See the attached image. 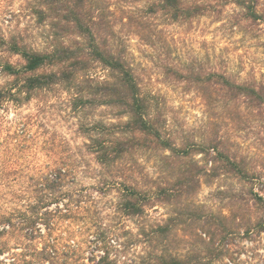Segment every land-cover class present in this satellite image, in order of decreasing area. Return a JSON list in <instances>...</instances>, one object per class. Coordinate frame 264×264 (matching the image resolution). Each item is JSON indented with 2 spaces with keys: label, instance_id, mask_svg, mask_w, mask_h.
I'll return each mask as SVG.
<instances>
[{
  "label": "trees",
  "instance_id": "16d2710c",
  "mask_svg": "<svg viewBox=\"0 0 264 264\" xmlns=\"http://www.w3.org/2000/svg\"><path fill=\"white\" fill-rule=\"evenodd\" d=\"M42 2L41 15L53 28L49 46L37 50L13 39L10 49L23 63L0 64L13 77L0 88V264H215L231 234L230 218L240 219L236 227L250 231L254 224L264 231V213L246 222L244 216L206 211L194 201L205 180L228 175L252 183L254 207L264 212V193L253 188L264 179V167L232 151L223 136L178 144L163 108L144 91L126 47L115 43L112 21L97 0ZM233 2L246 19L264 22V0H154L136 13L138 31L148 33H142L145 39L154 38L148 30L152 17L185 23L211 10L220 13V5ZM136 16L128 15L124 24ZM97 64L108 70L106 76L94 73ZM178 73L212 109L209 99L221 93L229 111L240 115L245 105L264 119V83L205 76L193 67ZM58 87L71 94L78 133L86 138L75 148L57 134H32L33 117L15 121L1 114L9 104L22 106ZM102 109L113 110L115 120L98 116ZM38 145L53 164H32L40 158L33 149ZM68 146L65 157L56 158ZM195 151L207 156V164L196 159ZM144 155L156 156L153 173ZM88 177L97 184L79 188ZM112 189L118 197L108 207L113 219L107 223L100 204ZM231 192L221 191L238 202L246 200L244 192ZM159 205L172 208L167 218L152 220L150 212ZM96 208L101 209L97 214ZM129 222L137 224L138 232ZM130 241L142 245L134 258L126 254ZM7 252L12 262L1 258Z\"/></svg>",
  "mask_w": 264,
  "mask_h": 264
},
{
  "label": "rangeland",
  "instance_id": "374dc122",
  "mask_svg": "<svg viewBox=\"0 0 264 264\" xmlns=\"http://www.w3.org/2000/svg\"><path fill=\"white\" fill-rule=\"evenodd\" d=\"M152 1L154 0H97L96 3L105 7L109 20L112 21L115 43L126 47L144 91L163 108L178 144L202 143L215 135L223 136L232 151L246 157L256 168L264 167V119L245 105H241L240 115L235 110L229 111L221 93L214 94L213 99H209L214 101L212 106L215 109H212L207 105L203 94L178 73L179 69L193 67L205 76L217 73L231 76L239 82L264 83V22L246 19L242 14L243 9L233 2L220 5V13L211 10L208 15L185 23H173L167 17H152L148 30L155 37L145 39L142 34L144 31H138L140 28L136 13L145 12ZM42 8V0H0V64L2 61L23 63L21 55L10 49L9 42L13 39L37 50H44L49 46L53 39V28L50 19L41 15ZM128 15L136 17L133 22L125 25L123 20L126 21L125 17ZM169 68H174L177 72L173 73ZM93 71L103 77L108 74V70L101 64H97ZM183 74L185 76L186 71ZM12 82L13 77L7 75L0 65V88ZM8 107L7 111L1 110V114L10 116L12 120L33 117L32 134L44 137L57 134L66 137L72 148L86 141L78 133L79 121L73 112L71 94L59 87L39 93L22 106L9 104ZM97 114L107 121L115 120L113 110L102 109ZM71 147L62 148L65 150L56 158L65 157V152L70 151ZM33 149L39 152L40 158L31 161L32 164L54 163L53 159L46 157V151H41L39 145ZM194 153L196 159L207 164L205 154L197 151ZM142 160L153 173L157 165L156 156L147 159V155H144ZM211 165L208 164L209 167ZM96 184L90 177L82 178L79 188L86 189ZM253 188L255 192L264 193V179L257 181ZM251 189L252 183H240L234 177L223 175L212 178L211 181L205 180L194 201L205 205L206 211L225 213L232 217L244 216L246 222L251 218L254 221L264 212L254 207L253 195L249 193ZM231 190L244 192L246 200L240 198L238 202L234 197H229V194L221 193H232ZM117 197V191L107 190L100 204L102 208L105 207L103 209L106 211L102 212L107 223H110L108 219H113L108 207L112 206ZM171 208L168 205L157 206L150 212L151 219L167 218ZM95 210L96 214L101 211L99 208ZM239 222L240 219L235 221L233 218L228 221L227 227L231 234L221 245L223 257L215 264H264V231L254 224L250 231L236 227ZM128 224L138 232L136 223ZM127 247L128 258L136 257L142 249V245L131 241L127 243ZM193 252L186 247V253ZM1 258L9 262L15 259L12 252L5 253Z\"/></svg>",
  "mask_w": 264,
  "mask_h": 264
}]
</instances>
